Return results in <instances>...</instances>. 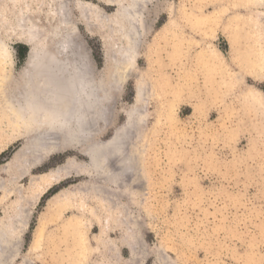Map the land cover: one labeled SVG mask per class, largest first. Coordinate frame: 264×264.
I'll use <instances>...</instances> for the list:
<instances>
[{
    "label": "rangeland",
    "instance_id": "rangeland-1",
    "mask_svg": "<svg viewBox=\"0 0 264 264\" xmlns=\"http://www.w3.org/2000/svg\"><path fill=\"white\" fill-rule=\"evenodd\" d=\"M236 1L159 0V14L151 6V28L139 57L114 94L109 125L100 124L95 138L97 143L111 141L125 129L128 116L139 113L134 114L133 128L126 130V141L129 154L142 162L137 165L141 171L129 177H138L140 172L144 182L142 188L129 187L128 198L122 191L100 185L99 200L122 221L120 228L109 231L103 254L98 247L100 222L91 209L95 206L101 215L93 180L71 173L74 165L89 164L83 150L88 152L90 144L64 145L61 152L49 153L42 161L45 141L41 140L39 150H32V142L29 150L28 136L19 134L18 123L5 116L0 122V184L11 183L6 172L18 173L21 162H42L31 171L34 177L74 162L66 168L70 172L64 169L60 180L34 203L27 228L19 230L13 245L18 255L11 264H22L25 257L32 264H264V105L255 107L244 96L249 88L264 95V77L242 73L249 63L264 67V34L259 41L251 22L231 23L236 16L248 19L249 13L236 6ZM96 4L108 18L117 9ZM254 11L260 15L258 23L264 33V9ZM109 23L101 19V26L97 24L89 35L79 22L102 78L114 70L110 62L115 53L103 28ZM231 36H235L234 45ZM210 47L220 54L221 64L202 58L204 49ZM7 50L12 54L13 75L19 80L29 48L9 41ZM140 87L145 89L143 102L138 101ZM55 135L51 134L49 144L60 145L62 137ZM28 185V177L20 179L17 195L7 200L0 191V220L8 204L26 193ZM60 192L75 193L81 199L51 213L42 242L30 252L42 218ZM74 218H79L82 237L64 226ZM124 233L129 234L126 240ZM0 259L4 264V257Z\"/></svg>",
    "mask_w": 264,
    "mask_h": 264
},
{
    "label": "bare ground",
    "instance_id": "bare-ground-1",
    "mask_svg": "<svg viewBox=\"0 0 264 264\" xmlns=\"http://www.w3.org/2000/svg\"><path fill=\"white\" fill-rule=\"evenodd\" d=\"M7 1L11 3L9 9H6ZM96 2L115 6L117 8L115 14L108 18ZM158 3L159 0H95V2L2 0V6H0V111L3 113L0 115V122L5 121L3 120L5 116L12 117L19 125L17 132L28 136L29 150H31L32 142V150L33 148L39 150L42 147L41 140L43 143L45 141L46 151L41 157L42 161L50 154L61 152L64 145L75 144L77 148L79 145L90 144L88 152L83 150L89 159V164L74 165L71 173L86 175L93 180V193L101 204L99 206L101 215L98 214L95 206L91 208L94 217L100 222L98 247L101 254L104 253L102 248L105 244L108 245L109 231L112 227L120 228L122 221L114 218L111 207L99 200L100 185H106L111 191H122L123 196L128 198L129 187L142 188V182H144L140 172L138 177H129V173L141 171L137 165H142V162L138 163L137 158L129 154L130 148L126 141V130L133 128L134 114L138 116L139 113H132L131 116L128 114L125 129L117 132L111 141L97 143L95 138L100 130V124L109 125L114 94L125 83L128 69L139 57L144 39L151 28L148 18L151 13L150 8L155 5V12L159 14ZM235 4L244 7L249 16L247 15L248 19H240V16H236L231 23L236 25L239 21H244L245 24L251 22L260 41L264 33L261 23H258L260 15L254 9L257 7L264 9V0H237ZM101 19H108L110 22L103 28L107 30L106 39L115 53V57L111 58L110 62L114 70L109 71L106 78L98 74L79 27L80 22L87 33L93 35L97 24L101 26ZM231 23L227 29L231 28ZM9 41L19 42L29 48L25 68L20 73L19 80L13 75L12 54L7 50ZM235 41V36H231L232 45ZM202 58L216 66L221 64L220 54L211 47L204 49ZM258 62L262 63L263 59ZM249 64L242 67L243 74L249 72L256 79L264 77L262 64L259 66ZM144 91L145 89L140 87L139 102H143L145 98ZM244 96L245 101L255 107L264 105V95L261 91L249 88ZM51 134L61 135L62 142L63 138L65 139L64 143L49 144L48 139H51ZM139 150L142 153V147ZM27 154L31 156L30 153ZM141 157L140 155V159ZM41 163V161L21 162L20 169L16 170L18 173L6 172L11 183L6 185L1 182L0 184V191L4 193V198L7 200L10 196L17 195L20 179L29 178L27 192L24 194L20 192L21 194H18L20 197L10 206L8 204L5 216L0 220V256L4 257V264L14 263L18 255V250L13 245L18 242L19 230L24 229L25 226L27 228V218L31 215L34 203L60 180L61 172L67 166L71 168L74 162L69 160L65 165L66 168L62 167L51 174L32 176L31 171L34 166H39ZM77 199H81L80 196L65 192H60L52 198L35 234L30 252L39 247L51 213L76 202ZM103 214L104 222L101 223ZM78 221L79 218H74L64 226L72 227L76 230V234L82 237L79 233L80 222ZM123 236L126 240L129 234L124 233ZM77 254L80 255L78 252ZM22 264L32 263L30 258L25 257Z\"/></svg>",
    "mask_w": 264,
    "mask_h": 264
}]
</instances>
